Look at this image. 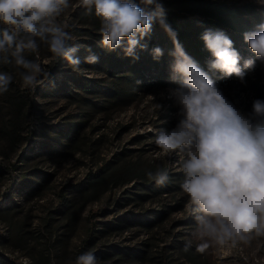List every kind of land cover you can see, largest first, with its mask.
I'll return each instance as SVG.
<instances>
[{"label": "rangeland", "instance_id": "obj_1", "mask_svg": "<svg viewBox=\"0 0 264 264\" xmlns=\"http://www.w3.org/2000/svg\"><path fill=\"white\" fill-rule=\"evenodd\" d=\"M172 1L160 0L167 21L190 20L185 10L169 5ZM201 1L249 4L264 15V0ZM58 22L67 25L70 43L78 49L79 71L44 44L36 54L25 52L48 74L34 89L23 87L21 69L0 63V72L13 76L8 91L0 94V261L76 264L77 257L91 252L97 264H264V235L253 234L236 246L210 242L197 251L201 241L192 235L196 221L181 188L180 156L163 155L155 143L160 129L171 130L183 118L169 97L174 88L149 85L145 65L140 67L144 85L135 90L126 79L127 65L122 71L127 77L116 84L86 65L85 57L93 53L82 51L89 44L102 47L101 21L79 0H70ZM152 27L156 35L163 33L158 24ZM235 49L241 65L244 59L256 60L245 45ZM210 61L199 66L249 116L253 101L264 100V65L257 60L253 71L244 69L242 83L235 77L224 81L209 68ZM91 80L97 83L84 91L80 82ZM157 168L168 170L163 186L147 176Z\"/></svg>", "mask_w": 264, "mask_h": 264}, {"label": "clouds", "instance_id": "obj_2", "mask_svg": "<svg viewBox=\"0 0 264 264\" xmlns=\"http://www.w3.org/2000/svg\"><path fill=\"white\" fill-rule=\"evenodd\" d=\"M79 6L89 14L94 11L101 21V44L110 52L122 48L125 56L139 59L136 49H147L141 41L151 34L154 23L173 40L171 79L178 86L169 90V97L183 118L171 130L160 129L155 143L163 155L178 152L180 156L181 188L196 221L192 235L201 241L197 251L210 242L236 246L247 243L253 234L264 235V122L258 120L264 118V100L253 101L249 116L242 114L185 52L160 0H79ZM69 7L70 0H0V63L21 69L23 87L34 89L48 75L40 63L25 57V52L38 53L40 44L79 71L81 61L74 55L78 49L70 43L67 25L58 22ZM201 38L214 58L209 68L225 79L235 77L243 83L244 69L253 71L257 60L264 65V23L243 34L256 57L244 59L243 65L233 41L223 32L206 30ZM86 51L91 53L90 48ZM151 51L154 59L163 55L159 47ZM85 60L94 64L99 57L89 54ZM12 81L11 74L0 72V94ZM147 176L160 186L169 181L167 169L157 168ZM189 246L190 242L185 250ZM76 264H97V260L88 252L77 257Z\"/></svg>", "mask_w": 264, "mask_h": 264}, {"label": "trees", "instance_id": "obj_3", "mask_svg": "<svg viewBox=\"0 0 264 264\" xmlns=\"http://www.w3.org/2000/svg\"><path fill=\"white\" fill-rule=\"evenodd\" d=\"M169 5L185 10L191 16L190 20L184 21L183 24H175L170 20L167 21V23L177 33L176 39L182 45L185 52L200 66L205 63L207 58L210 60L214 59L212 54L207 50L201 37L206 30H212L214 32L217 30H214L206 20H215L218 30L221 32L223 31V33L233 41L234 48L245 45L248 49L249 47L243 39V34L256 30L258 25L264 23V19H262L264 15L262 16V14H259L257 9L249 4L236 7L227 6L223 3H212L201 0H173L169 2ZM97 39L101 44L102 37H97ZM145 39L146 41L144 44H147V49L141 50L139 47L136 49V55L139 59L125 56L122 48L110 52L103 46L89 44L91 52L99 57V61L94 64L86 63V65L98 68L100 71L104 72V74L110 76L115 84L117 81L123 80L122 78L127 77V73H122L125 65H127L130 76L126 79H129V82L132 83L130 84L132 90L144 85L140 67L145 65V67H147L145 71L149 69V74H147L145 78V80L150 81L149 85H154L161 89L176 88L178 85L171 79V73L168 71L170 70L169 66H171L174 60L173 56L170 55L174 50L172 38L164 29L163 33L161 30V32L159 31V34L156 35V28L152 27L151 34L145 37ZM153 47H159L163 50V55L159 59H154L151 51ZM86 49L82 51L84 54L88 53ZM77 58L81 60L80 57L77 56ZM128 62H131V64H128ZM150 71H153L155 75H152ZM210 73L213 72L211 71ZM218 74L217 76H220V72ZM52 78L54 79V77ZM223 78L220 77L219 79ZM223 80L226 81L228 79L224 78ZM80 83L84 91L90 92L97 82L91 80ZM108 92L110 93L111 91H107V94ZM72 131L74 133V128ZM93 239L94 238L87 240L86 245L90 244ZM0 264L4 263L0 261Z\"/></svg>", "mask_w": 264, "mask_h": 264}]
</instances>
